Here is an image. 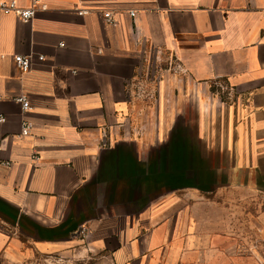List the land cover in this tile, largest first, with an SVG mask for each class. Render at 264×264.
<instances>
[{
    "label": "crops",
    "instance_id": "0c3cea01",
    "mask_svg": "<svg viewBox=\"0 0 264 264\" xmlns=\"http://www.w3.org/2000/svg\"><path fill=\"white\" fill-rule=\"evenodd\" d=\"M43 2L30 23L0 15V264H264V0ZM148 46L188 76L132 139Z\"/></svg>",
    "mask_w": 264,
    "mask_h": 264
},
{
    "label": "built area",
    "instance_id": "2783aa9c",
    "mask_svg": "<svg viewBox=\"0 0 264 264\" xmlns=\"http://www.w3.org/2000/svg\"><path fill=\"white\" fill-rule=\"evenodd\" d=\"M48 10V6L43 0H32V4L29 8L19 7L17 1H1L0 2V15H13L22 23H30L40 11ZM87 10H78V14L83 16L87 14ZM128 15L136 25L137 12L131 10ZM104 20L108 25H115L116 20L111 12L103 14ZM134 36L139 40V33L133 31ZM140 41V40H139ZM141 45V41L139 42ZM3 56L0 55V59ZM39 61H43L44 57H38ZM32 55H16L14 56V62L16 67L21 73H27L31 70L33 65ZM141 65L136 70L134 79L128 84L127 92L130 99H137L142 103V114L148 115L154 114L160 103V85L168 76H176L178 78L186 79L188 76V70L185 65L175 55L167 53L160 47L148 46L145 47L141 57ZM220 90L227 92L229 98L233 95V89L229 87H220ZM16 101L22 105L23 112L31 110V104L26 96H20L16 98ZM0 123H5V118L0 115ZM123 127H128L125 122L120 123ZM33 125L29 122H24L22 125V137H27L31 134ZM129 128V127H128ZM134 134L139 136L144 134V130L132 129ZM33 160L38 161L39 157H33ZM5 166L10 167L11 163H2Z\"/></svg>",
    "mask_w": 264,
    "mask_h": 264
},
{
    "label": "rangeland",
    "instance_id": "374dc122",
    "mask_svg": "<svg viewBox=\"0 0 264 264\" xmlns=\"http://www.w3.org/2000/svg\"><path fill=\"white\" fill-rule=\"evenodd\" d=\"M215 92L218 95L222 96L223 98L225 96H227V94H228L227 92L223 93L220 89H218ZM129 98H131V97H129ZM225 98H227V97H225ZM130 100L132 102V104L130 106L131 107V113L129 112L127 114V116H125L124 121H122V122H125L126 125L129 127V132L131 133L130 134V136H131L130 138H132V139H140L141 136H139L138 134H134L132 129H137V130L143 129L144 130V128H143L144 125L140 124V120L139 119L141 118V116L145 117V113L142 114V112H141L142 111V103L139 100H137V99H134V100L130 99ZM158 108H157V110H159ZM151 117H152L151 122L152 121L155 122L156 119H155V117L152 116V113H151ZM126 136H129L128 133H126Z\"/></svg>",
    "mask_w": 264,
    "mask_h": 264
}]
</instances>
